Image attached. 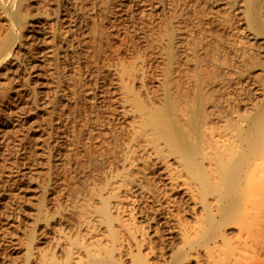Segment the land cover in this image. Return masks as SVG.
<instances>
[{"label":"bare ground","instance_id":"bare-ground-1","mask_svg":"<svg viewBox=\"0 0 264 264\" xmlns=\"http://www.w3.org/2000/svg\"><path fill=\"white\" fill-rule=\"evenodd\" d=\"M98 1L78 9L75 20L101 24ZM205 1L222 4L219 21L234 15L241 29L259 35V96L247 101L240 91L248 64L256 65L250 35L232 57L215 46L204 57L199 44L190 56L181 44L188 22L174 13L158 66H145L142 46H134L136 58L116 74L119 105L109 111L121 124L119 139L106 144L94 133L96 144L81 143L76 163L86 179L68 204L44 190L36 221L53 234L45 249L35 224L23 264H264L256 238L264 205V0ZM35 2L0 0V68L17 58ZM55 2L57 22L60 12L77 9L70 0ZM192 18L203 29L204 18ZM132 27L142 41L150 36L144 25ZM110 122L102 125L109 130Z\"/></svg>","mask_w":264,"mask_h":264},{"label":"rangeland","instance_id":"rangeland-1","mask_svg":"<svg viewBox=\"0 0 264 264\" xmlns=\"http://www.w3.org/2000/svg\"><path fill=\"white\" fill-rule=\"evenodd\" d=\"M34 1V23L18 43L17 58L0 68V264L24 263L25 243L35 224L40 231L36 242L47 249L46 237L53 232L36 221L44 190L48 189L50 199L68 204L86 179L82 172L87 169L76 163L81 143L96 144V138L89 140L91 134L106 144L119 139L121 124L109 111L119 105L116 74L121 64L136 58V53L129 52L134 46H142L145 66H158L162 33L174 13L188 22L181 44L190 56L199 44L204 57L213 54L214 46L232 57L231 52L243 50L241 36L250 35L253 42H247L256 65L248 64L240 91L246 100L259 96V35L241 29L243 21L234 15L230 22L216 19V11L224 10L222 4L211 8L205 0H99L95 8L102 22L90 28L91 17L75 20L74 16L84 7L91 8V0H70L77 9L72 8L69 16L60 12L59 22L55 21V0ZM193 16L204 18L203 29ZM135 23L149 32L146 41L134 33ZM94 32L101 34L99 39ZM97 43L99 50L93 46ZM188 65L194 72L195 64ZM108 119L112 120L109 130L102 125ZM78 137L82 142H75ZM262 209L264 215V205ZM263 215L256 237L259 251H264Z\"/></svg>","mask_w":264,"mask_h":264}]
</instances>
